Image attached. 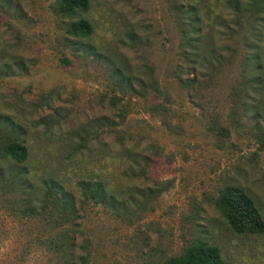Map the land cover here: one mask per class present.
Returning <instances> with one entry per match:
<instances>
[{"label": "rangeland", "instance_id": "1", "mask_svg": "<svg viewBox=\"0 0 264 264\" xmlns=\"http://www.w3.org/2000/svg\"><path fill=\"white\" fill-rule=\"evenodd\" d=\"M90 3L81 39L58 0H0V264H55L30 247L63 225L23 213L12 179L24 169L74 192L91 264H163L198 240L229 264H264V234H236L217 207L238 186L264 218V118L248 85L264 66V0ZM8 136L28 146L24 164L3 156ZM83 181L132 202H86Z\"/></svg>", "mask_w": 264, "mask_h": 264}, {"label": "trees", "instance_id": "2", "mask_svg": "<svg viewBox=\"0 0 264 264\" xmlns=\"http://www.w3.org/2000/svg\"><path fill=\"white\" fill-rule=\"evenodd\" d=\"M90 0H58V11L68 21L66 22V33L74 38L87 39L94 34V26L82 15L90 11ZM255 70H259L258 75H254L248 85L252 87L253 93L259 96L257 106V117L264 118V66L259 64ZM112 77L130 86V76L121 67L111 70ZM140 82H142L140 80ZM131 88H135L132 85ZM134 90V89H133ZM125 92V91H124ZM113 106L120 108V117L125 118L126 114L119 105L120 99L115 97ZM159 108V107H158ZM112 122V121H111ZM111 126V123H109ZM10 136H8L9 138ZM264 145V137L260 138ZM3 156L17 164H24L29 160V148L25 142L18 138H9L1 144ZM125 156L133 157L131 150L121 149ZM133 163L139 164L136 159ZM144 169L133 175L136 178L143 176ZM39 183L33 182V175L29 170H21L12 179L15 191L20 192L19 203L24 214L38 216L45 220L46 224L54 226L63 225V229L54 234L35 236L34 241L40 247L34 248L42 253L43 257L51 256L55 264H91L90 253H79L77 245L78 234L75 230L78 217L75 194L70 191L64 183L51 175H41ZM84 201H94L96 204H103L115 209L117 213L118 205L125 206L127 200H120L115 191H109L102 181H83L80 184ZM120 200V201H119ZM132 202V200H131ZM217 207L231 229L238 235H262L264 234V218L255 200L242 188L238 186H228L220 195ZM42 246V247H41ZM85 249V248H83ZM24 254V253H23ZM32 251H27L28 257ZM26 258L23 257L22 259ZM29 261V259H27ZM163 264H229L223 257L220 249L204 241L198 240L186 246L183 253L167 259Z\"/></svg>", "mask_w": 264, "mask_h": 264}]
</instances>
